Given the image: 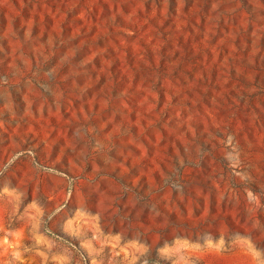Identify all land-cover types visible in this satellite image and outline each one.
I'll list each match as a JSON object with an SVG mask.
<instances>
[{
	"label": "rangeland",
	"instance_id": "374dc122",
	"mask_svg": "<svg viewBox=\"0 0 264 264\" xmlns=\"http://www.w3.org/2000/svg\"><path fill=\"white\" fill-rule=\"evenodd\" d=\"M0 264H264V0H0Z\"/></svg>",
	"mask_w": 264,
	"mask_h": 264
}]
</instances>
